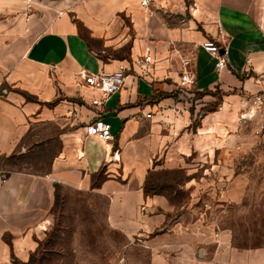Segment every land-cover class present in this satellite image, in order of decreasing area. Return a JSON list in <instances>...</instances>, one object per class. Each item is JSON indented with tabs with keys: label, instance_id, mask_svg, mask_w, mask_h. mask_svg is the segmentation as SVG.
<instances>
[{
	"label": "crops",
	"instance_id": "obj_1",
	"mask_svg": "<svg viewBox=\"0 0 264 264\" xmlns=\"http://www.w3.org/2000/svg\"><path fill=\"white\" fill-rule=\"evenodd\" d=\"M139 2L0 0V157L33 124L54 123L60 142L47 174H0V264L35 251L61 190L101 197L107 228L144 249L148 264H264V240L240 219L264 180L248 170L263 160L249 98L264 94L255 80L264 74V0H152L147 13ZM205 39L225 70H215ZM146 47L154 66L140 77ZM181 59L191 61L193 89L176 87ZM120 62L123 88L94 105L101 96L79 74ZM214 90L211 110V96L193 110L183 97ZM95 118L112 140L85 136ZM200 201L213 206L204 218Z\"/></svg>",
	"mask_w": 264,
	"mask_h": 264
},
{
	"label": "rangeland",
	"instance_id": "obj_2",
	"mask_svg": "<svg viewBox=\"0 0 264 264\" xmlns=\"http://www.w3.org/2000/svg\"><path fill=\"white\" fill-rule=\"evenodd\" d=\"M204 95L214 98L205 109L215 108L217 90L183 97L193 110ZM58 136L59 128L54 123L33 124L13 153L0 157V174L6 171L47 174L60 148ZM256 155L263 160L256 159L248 170L264 173V149ZM243 167L247 169L246 165ZM255 187L256 194L249 196L248 209L240 219L251 224L250 237L258 242L264 240V180L257 179ZM104 217L105 201L101 197L70 190L57 192L51 211L41 222L42 236L35 251L18 264H148V253L108 229Z\"/></svg>",
	"mask_w": 264,
	"mask_h": 264
},
{
	"label": "built area",
	"instance_id": "obj_3",
	"mask_svg": "<svg viewBox=\"0 0 264 264\" xmlns=\"http://www.w3.org/2000/svg\"><path fill=\"white\" fill-rule=\"evenodd\" d=\"M27 8L30 7L32 0H21ZM152 0H140L139 5L144 13H147L148 6ZM201 48L214 59V68L217 72L226 69V62L222 54L219 52L218 46L214 41L205 39L201 43ZM248 64V61L246 62ZM136 64L140 67V77H148L153 70L154 60L151 51L148 47L144 53L137 58ZM127 66L120 62L113 71H99L89 74L81 72L79 74L83 86L91 91L99 93L101 99H93L91 102L94 105H101L102 102L110 95L120 92L124 86L126 78ZM256 83L264 88V74L256 77ZM195 86V75L189 59H181L177 74L176 87L180 90H190ZM249 103L253 109V115L257 116L256 126L253 130V135L258 138H264V94L261 92L252 95L249 98ZM150 115H146L149 118ZM85 136L93 137L102 142L112 140L110 126L100 118H95L84 126ZM200 206L197 211L199 218H204L213 206L209 201H200Z\"/></svg>",
	"mask_w": 264,
	"mask_h": 264
}]
</instances>
